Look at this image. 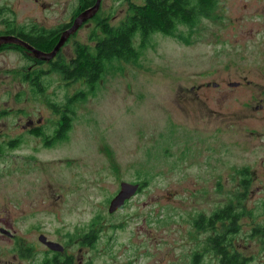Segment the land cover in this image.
I'll return each mask as SVG.
<instances>
[{
	"label": "rangeland",
	"instance_id": "obj_1",
	"mask_svg": "<svg viewBox=\"0 0 264 264\" xmlns=\"http://www.w3.org/2000/svg\"><path fill=\"white\" fill-rule=\"evenodd\" d=\"M45 1L51 6L42 10L26 1L31 9L21 16L56 28L74 0ZM143 1L104 0L103 9L117 25ZM94 24L75 39L87 42ZM179 32L181 38L155 33L136 62L115 63L121 69L109 70L94 94L75 103L68 137L50 144L43 136L55 134L58 115L47 101L62 105L85 86L50 74L39 59L46 73L33 94L18 73L31 61L19 50L0 51V133L24 135L0 156V219L13 221L26 244L40 234L83 236L95 221L105 228L102 238L136 244L139 264H184L186 253L220 229H193L184 207L198 217L240 197L236 245L250 255L248 264H264V107L257 108L264 105V0H218L213 12ZM73 42L61 45L62 58L72 57ZM30 119L40 120L43 136L24 133ZM243 170L248 181L241 187ZM121 181L142 186L109 212ZM114 224L123 228H108Z\"/></svg>",
	"mask_w": 264,
	"mask_h": 264
},
{
	"label": "flooded vegetation",
	"instance_id": "obj_2",
	"mask_svg": "<svg viewBox=\"0 0 264 264\" xmlns=\"http://www.w3.org/2000/svg\"><path fill=\"white\" fill-rule=\"evenodd\" d=\"M14 1V2H13ZM0 0V37H13L14 41L1 43L0 51L7 50H19L25 56V59H29L31 63L29 66L18 70L20 80L23 82H30L34 84L35 71L34 69H40L39 58L35 53L29 49H26L19 42L26 43L30 45L33 49L49 52L50 50L34 47L29 43V38L45 37L47 43L51 42L54 44V36L60 35L65 29L72 25L73 20L78 16L79 13L86 9H90L96 2V0H74L72 3V10L70 16L61 24L57 25L56 28L48 27L41 22L33 21L26 23L24 15L26 11H30L26 8V1L31 3H37L34 8L42 10L44 8L50 7L45 3V0ZM103 1L99 0V5L97 10L86 19L80 27L66 39L64 46H66L71 40H74L75 46L72 51L74 52L76 45L85 44L94 47L96 41L90 39L91 31L99 25L102 21H107L110 24V19L105 14L106 10L103 9ZM118 2L128 1V0H115ZM129 11V10H128ZM29 13V12H28ZM128 14V12H127ZM126 14V15H127ZM32 15V14H28ZM125 15V16H126ZM34 18H39L40 14L36 12L32 15ZM31 16V18H32ZM30 18V19H31ZM24 19V20H23ZM122 20V19H121ZM95 22L90 33L87 35V42L77 41L75 38L77 36L78 30L83 27H87ZM120 22V21H119ZM118 22V23H119ZM112 25V24H110ZM100 28V27H99ZM101 34V31H96L95 36ZM73 42V43H74ZM52 44V45H53ZM54 63V59L50 60ZM42 62V61H40ZM49 73H54L49 71ZM40 82V81H39ZM263 101V100H262ZM264 105L259 104L257 108L262 109ZM33 120H28L26 123V130L30 134H43L40 132L37 120V124H33ZM39 132V133H37ZM250 132V131H249ZM50 137L54 136V133L48 134ZM23 134L15 136L13 138H4L0 133V156L4 155L6 152L19 147ZM43 136V141H44ZM227 177V176H226ZM239 185L242 187L247 184V174L246 170H243L239 174ZM220 178V177H219ZM228 178V177H227ZM219 185V182L216 183ZM141 188V183L139 185ZM138 189V190H139ZM129 201V200H128ZM127 202V201H126ZM241 199L240 197L237 201H230L223 204L221 207L216 208L209 215L200 214L198 217L192 216V213L185 210V220L191 223L192 228L197 229L198 232L202 230L215 229L217 223H220V229L213 230L214 234L210 235L201 249L194 250L185 254L183 263L184 264H248L250 255H245L240 252L236 245L239 241V237L235 233L236 223L243 215V206L240 207ZM15 224L13 221L0 219V264H96L100 260V264H139L138 253L136 252V244L130 240H125L122 238L115 237V235L109 237H101L103 230L105 229L103 225H96L97 222L92 221L87 224V229L82 232L83 236L68 237L66 240L58 238H48L46 235L44 237H36L33 243L29 246L26 243L28 240L22 236H19V232L13 227ZM115 225V224H114ZM109 229L121 230L123 227L119 225L110 226ZM221 230V231H220ZM214 235V236H213ZM242 241L248 240L249 237L241 238ZM102 240V241H100ZM51 242L48 244L47 242ZM186 260V261H185Z\"/></svg>",
	"mask_w": 264,
	"mask_h": 264
},
{
	"label": "trees",
	"instance_id": "obj_3",
	"mask_svg": "<svg viewBox=\"0 0 264 264\" xmlns=\"http://www.w3.org/2000/svg\"><path fill=\"white\" fill-rule=\"evenodd\" d=\"M217 1L144 0L141 5L131 4L128 14L117 25H110L105 20L99 26H96L91 31L90 37V39L96 41L94 47L85 44L76 45L72 57L68 60L60 56L59 49L54 63L50 61L52 59L46 60L50 65L49 71L57 73L65 82L79 81L85 86V89H80L72 95L66 96L64 102L61 103L62 105L47 101L53 111L57 113L58 120H55L56 130L54 136L50 137L45 134L44 142L46 144L55 143L68 137L70 113H74L75 103L77 104L85 97L87 98V95L94 94L93 90L109 70L121 69L120 66L115 67V63L136 62L142 50L149 44V38L155 33L181 38L179 27L197 25L202 18L213 12ZM97 30L101 31V34L95 36ZM61 34L54 36V44L47 43V36H38L28 40L34 47L52 50ZM136 38L139 42L135 46ZM34 70L32 73L36 72L37 74L34 75L36 77L33 79L36 82L31 84L33 94L37 92L36 90L41 89L40 76L46 73L42 69ZM43 90L44 88L41 92ZM145 183L146 181L143 182V185Z\"/></svg>",
	"mask_w": 264,
	"mask_h": 264
},
{
	"label": "water",
	"instance_id": "obj_4",
	"mask_svg": "<svg viewBox=\"0 0 264 264\" xmlns=\"http://www.w3.org/2000/svg\"><path fill=\"white\" fill-rule=\"evenodd\" d=\"M98 3H99V0L96 1L95 6L91 10L81 13L74 20V23L72 24V26L69 29L65 30L61 34L58 42L54 45V47L51 51L42 52V51L33 49L32 47H28V49L33 51L37 57H43L44 59L52 58L56 54V52L58 51L60 46L64 43L66 38L69 36V34L74 32L80 26L82 21H84L90 14H92L93 12L96 11V9L98 7ZM90 11H91V13L89 14ZM11 41H14L13 37H6V36L0 37V44L3 42L6 43V42H11ZM19 43L23 44L22 42H19ZM213 85H217V83H214ZM228 85L229 86H237V85H239V83L238 82H229ZM138 187H139V185L137 183L121 182L120 183V190L117 192V194L110 201L108 211L113 212L118 207H121L124 204L125 200L130 199L132 196H134L136 194ZM40 237H44V235L41 234ZM47 243L51 244V242H49V241Z\"/></svg>",
	"mask_w": 264,
	"mask_h": 264
},
{
	"label": "bare ground",
	"instance_id": "obj_5",
	"mask_svg": "<svg viewBox=\"0 0 264 264\" xmlns=\"http://www.w3.org/2000/svg\"><path fill=\"white\" fill-rule=\"evenodd\" d=\"M96 1H97V0H96ZM95 4H96V3H95ZM95 4H94L90 9H86V10H84L83 12L91 10V9L95 6ZM98 5H99V3H98ZM96 10H97V9H96ZM83 12H82V13H83ZM90 13H91V11L89 12V14H90ZM93 13H94V12H93ZM93 13H92V14H93ZM80 14H81V13H80ZM80 14H79V15H80ZM92 14H90V15H92ZM79 15H78V16H79ZM90 15H89L87 18H89ZM78 16H77V17H78ZM77 17H76V18H77ZM76 18H75V19H76ZM87 18H86V19H87ZM75 19H74V20H75ZM86 19H85V20H86ZM73 23H74V21H73ZM73 23H72V24H73ZM71 26H72V25H71ZM71 26H70V27H71ZM70 27H69V28H70ZM69 28H68V29H69ZM66 30H67V29H66ZM64 31H65V30H64ZM64 31H63V32H64ZM72 33H74V32H72ZM72 33H71V34H72ZM69 35H70V34H69ZM22 43H23V42H22ZM22 46L25 47L26 49H28V47H30V45H28V44H26V43H23ZM60 47H61V46H60ZM59 49H60V48H59ZM59 49H58V50H59ZM56 53H57V52H56ZM55 55H56V54H55ZM55 55H54L53 57H55ZM53 57H52V58H53ZM52 58H50V59H52ZM38 59H42V60H50V59H44L43 57H39ZM121 182H127V181H121ZM128 183H131V182H128ZM137 184L140 185V183H138V182H137ZM139 187H140V186H139ZM139 187H138V189H139ZM119 190H120V189H119ZM119 190H118V191H119ZM137 191H138V190H137ZM136 193H137V192H136ZM116 194H117V193H116ZM111 200H112V199H111ZM127 200H128V199H127ZM127 200H125V202H126ZM125 202H124V204H125ZM124 204H123V205H124ZM119 208H120V207H118L117 209H119ZM117 209H115L114 211H116ZM114 211H113V212H114Z\"/></svg>",
	"mask_w": 264,
	"mask_h": 264
}]
</instances>
